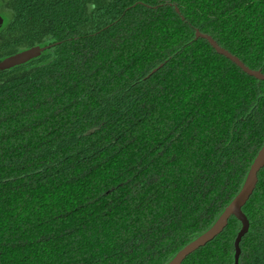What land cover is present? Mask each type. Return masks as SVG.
Here are the masks:
<instances>
[{"label":"trees","instance_id":"trees-1","mask_svg":"<svg viewBox=\"0 0 264 264\" xmlns=\"http://www.w3.org/2000/svg\"><path fill=\"white\" fill-rule=\"evenodd\" d=\"M178 12H176V9ZM0 264H167L264 144V0H0ZM239 264H264V167ZM241 223L182 264H234Z\"/></svg>","mask_w":264,"mask_h":264},{"label":"water","instance_id":"water-1","mask_svg":"<svg viewBox=\"0 0 264 264\" xmlns=\"http://www.w3.org/2000/svg\"><path fill=\"white\" fill-rule=\"evenodd\" d=\"M175 9L176 12H178V9ZM3 21L4 19L0 15V28L3 25ZM195 37L207 40L208 43L218 54L228 58L230 61L236 64L243 72L258 80L264 81V74L260 70L248 68L238 57L231 54L226 49L220 47L210 35L196 30ZM43 50L44 47L34 46L18 51L10 56H7L0 60V71L26 63L30 59L37 57ZM263 167L264 144L262 145L256 157L254 158L241 189L239 190L237 195L232 199V201L225 207V209L216 219V221L205 232H203L190 243H188L186 246H184L167 264H182V262L187 256H189L191 253L198 250L199 248L205 246L208 242L212 241L216 236L221 234L226 228L228 221L231 217H235L241 223V228L237 233L234 241V264H239V257L241 253L240 242L244 235L248 232L249 228V221L242 208L252 195L258 181V172Z\"/></svg>","mask_w":264,"mask_h":264},{"label":"rangeland","instance_id":"rangeland-1","mask_svg":"<svg viewBox=\"0 0 264 264\" xmlns=\"http://www.w3.org/2000/svg\"><path fill=\"white\" fill-rule=\"evenodd\" d=\"M3 23H4V21H3Z\"/></svg>","mask_w":264,"mask_h":264}]
</instances>
